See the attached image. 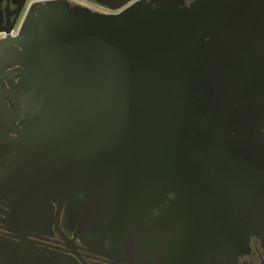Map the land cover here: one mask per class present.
<instances>
[{"label": "water", "instance_id": "obj_1", "mask_svg": "<svg viewBox=\"0 0 264 264\" xmlns=\"http://www.w3.org/2000/svg\"><path fill=\"white\" fill-rule=\"evenodd\" d=\"M11 41L8 183L33 214L54 203L126 264H237L251 237L264 252V0L46 2Z\"/></svg>", "mask_w": 264, "mask_h": 264}, {"label": "flooded vegetation", "instance_id": "obj_2", "mask_svg": "<svg viewBox=\"0 0 264 264\" xmlns=\"http://www.w3.org/2000/svg\"><path fill=\"white\" fill-rule=\"evenodd\" d=\"M58 1L98 14H115L140 0H0V43L5 44V50L12 51L17 47L11 39L16 37L31 6ZM123 1L120 8H112ZM155 1L144 0L152 6ZM191 1L182 0V4L188 6ZM16 69V65L6 67L0 71V76L10 77ZM3 83L8 89L5 78ZM14 116V108L8 101L0 103V264H126L92 251L73 237L63 224V210L57 213L54 203L51 213L33 214L34 210L23 201L25 194L14 190L16 184L8 183L11 180L9 173L14 170L15 139L22 129ZM34 220L41 224L33 227L18 225ZM249 246L248 252L238 257L237 264H263L264 252L259 240L251 237Z\"/></svg>", "mask_w": 264, "mask_h": 264}]
</instances>
